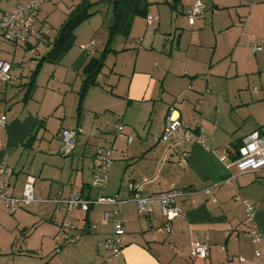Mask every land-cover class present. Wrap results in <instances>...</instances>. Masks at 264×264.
Instances as JSON below:
<instances>
[{
    "label": "crops",
    "instance_id": "1",
    "mask_svg": "<svg viewBox=\"0 0 264 264\" xmlns=\"http://www.w3.org/2000/svg\"><path fill=\"white\" fill-rule=\"evenodd\" d=\"M81 1L42 3L37 26H49L46 41L40 42L47 49L34 58L36 64L29 75L20 70L23 62L8 58L3 51L6 46L0 42V61L11 65L9 81L0 85V119L6 120L0 125V162L14 171V196L22 195L31 176L34 195L40 200L35 207L22 206L15 213L34 209L33 219L48 223L52 238L62 222L83 232L79 240L60 248L51 243L38 258L40 262L32 264H101L105 254L101 238L112 232V224L104 223L102 217L111 206L92 205L86 212L75 209L70 213L60 208L54 215L55 205L49 202L67 199L72 193L84 198L97 196L91 187V172L99 148L112 150L113 161L102 195H118L117 220L125 231L120 255L107 264H264V178L258 171L237 174L231 165L243 138L264 124V0H201L204 14L193 25L187 26L185 20L175 23L171 18L165 28L157 18L155 29L142 35L144 22L133 19L128 38L135 41L142 36L141 49L132 45L134 41L118 45L113 38L108 42L111 14L102 34L97 35L93 26L87 38H82L76 34L77 28L73 46L58 61L60 64H55L56 69L66 71L62 85H72L75 106L69 107L68 113L66 96L53 95L46 109L36 95L37 79L43 65L51 63L41 59L61 24ZM193 1L182 4L183 19ZM23 2L3 1L0 19L4 11ZM252 43L260 45L261 51L248 53ZM15 45L34 54L40 48L34 39ZM106 48L109 51L104 55L97 85L81 94L84 66ZM129 49L136 52L128 72L120 68L119 60ZM109 59L112 63L105 73ZM154 61L158 63L152 69ZM168 116L180 119L183 128L164 143L160 137ZM51 120L60 121L58 135L62 129L77 132L74 150L68 157L61 156L62 162L57 156L58 135L56 151L51 150V144L42 143V131L48 130ZM118 125L123 127L120 134ZM199 131L207 134L205 146L197 141ZM34 164L37 167L33 168ZM172 190L185 193L176 199L182 216L171 221L170 232L165 230L161 208L140 214L131 201L136 191L148 196ZM243 201L254 207L252 223L244 217ZM252 224L262 235L258 244L247 236ZM192 241L208 244L207 258L190 257ZM16 253L13 256L37 259L28 252Z\"/></svg>",
    "mask_w": 264,
    "mask_h": 264
},
{
    "label": "built area",
    "instance_id": "2",
    "mask_svg": "<svg viewBox=\"0 0 264 264\" xmlns=\"http://www.w3.org/2000/svg\"><path fill=\"white\" fill-rule=\"evenodd\" d=\"M5 0H0V4ZM47 0H25V2L17 4L14 9L10 11H4L0 19V41L9 42L12 44H27L30 39H34L36 43L45 42L49 33V26L46 23L37 26V15L40 6ZM204 5L200 0L193 3V6L186 13V19L190 26L194 24L198 16L203 13ZM1 12V10H0ZM149 23L154 19L150 15L146 18ZM261 46L252 43L249 46L250 54H255L261 51ZM11 65L5 61H0V85H5L9 81V72ZM5 117L0 119V125H5ZM183 124L178 118L168 116L165 119L163 131L160 140L164 143L170 141L181 129ZM187 128H190L187 126ZM117 134H120L123 130L121 125L116 126ZM60 147L58 148L59 155L62 157H68L74 150L77 132L68 129H62L59 133ZM207 138V134L203 131H199L197 136L198 143L203 146ZM127 142L131 143V138H127ZM236 157L233 159L231 165L235 167L237 174H243L246 172H261L262 178H264V124L241 141V144L237 147ZM188 154H183V158L186 159ZM95 166L92 168V180L91 187L98 193L97 196L92 198H84L80 193H72L67 199H50L49 202L55 205L54 215L59 214L60 208H63L65 212H72V210L79 209L86 212L92 205H107L111 206L110 210L103 212V222L112 224L111 234L104 235L101 238L100 245L104 249L105 254L102 258L101 264H107L108 260H112L121 253V237L125 233L123 225L117 220V205L121 203L118 195L107 197L102 195V190L105 187L108 171L110 170L113 156L112 150L106 148H99L95 153ZM6 162H0V204H2L10 214L15 213L20 206L35 207L40 201L34 195V178L27 177L26 184L23 187L24 190L20 197L13 195V183H14V171L5 164ZM228 168V167H227ZM234 177V175H233ZM185 192L181 190H172L156 195L143 196L139 192L133 193L131 201H133L140 214H150L154 207L161 208L162 215L164 216L165 230L170 232L171 221L173 219L182 216L180 207L176 204V199L181 197ZM204 193L208 195L209 189H204ZM215 201V199H212ZM245 209V219L247 222H253L254 207L247 201H243ZM77 227L73 224L66 222L60 223L59 231L55 235L57 246L76 242L81 237V232H76ZM247 236L250 238V242L258 244L262 239L261 233L256 229V226L252 224L250 230L247 232ZM190 245V257L205 259L208 255L209 246L206 242L192 241ZM257 256L258 252L255 253ZM243 261V258H240Z\"/></svg>",
    "mask_w": 264,
    "mask_h": 264
},
{
    "label": "rangeland",
    "instance_id": "3",
    "mask_svg": "<svg viewBox=\"0 0 264 264\" xmlns=\"http://www.w3.org/2000/svg\"><path fill=\"white\" fill-rule=\"evenodd\" d=\"M49 1V0H47ZM44 1V2H47ZM53 2H55L54 4H56V0H52ZM90 3H94V2H98L100 0H88ZM151 4L149 5L148 11H147V16L150 15L152 17V19H154L151 23L148 22V20L146 19L147 16H136L134 19H140L144 22V26L142 28L141 35L143 34V31L145 30H151V29H155V27L157 26L158 21L161 23L162 27H167L168 25L171 24V18L175 19V23L181 22L183 20L186 21L185 24H187V26L190 24L188 23L186 16L185 19H183L182 14H183V5L182 4H186L188 3V0H180L178 3H176V7L172 8L169 3H173V0H148ZM197 0H194L193 2H195ZM206 1V0H204ZM203 4V2H202ZM107 4H100L98 5V7L95 8L98 9V15H94L91 18V20L86 19L85 21H82V23L76 28L78 30H76V34H78L80 37L84 38L91 33V30H89V28H96V34H102L103 32L106 31L107 29V25H108V20L110 19V14H111V9L106 6ZM187 13V12H186ZM204 14V12H203ZM109 15V16H108ZM203 16V15H201ZM93 18V19H92ZM89 20V21H88ZM179 20V21H178ZM154 22V23H153ZM36 25H39L38 21L36 23ZM132 25H133V21H132ZM132 25H131V29H132ZM95 28H94V27ZM53 31L55 32V27L52 29V33ZM131 31V30H130ZM129 31V32H130ZM108 32V29H107ZM131 33V32H130ZM130 36V34L127 37H124L122 35H115L114 39L115 41H118V45H125L126 43H131L134 41L131 38H128ZM3 42L6 46V48L4 47L3 51L4 53L7 54L8 58L11 59L12 61L16 62V63H21L22 64V70L24 72V74L29 75V73L32 71V69L35 66V59H38L40 57L41 54H44L46 51V47L44 46V44L39 43V52L38 53H30L25 51L20 45H12L9 42H4V41H0ZM134 44L132 45H137V48L141 49V43H142V36H140L137 40H135L133 42ZM135 49H129L128 53H126V55H122V57H120L121 59L119 60V65L120 68L123 69L124 71H128L131 69V65L134 62V56H135ZM63 59V58H62ZM62 59L60 61H62ZM112 60L109 59L107 66L104 68V72L107 73L108 69L111 66V62ZM15 63V66H16ZM158 63V61H154V63L151 64L152 69L156 67V64ZM56 63H45L43 65V68L38 76L37 79V87H38V91H37V98H40V101L42 99L43 103H44V107L47 109V103L49 102V98H52V96H62L65 95L66 96V103L68 104V107L66 109V111L69 113L68 109L70 107V109H72L71 107H73V105L75 106V98L74 97V93L72 90V85L68 84V86H64L63 84V78L65 77L66 72L63 68L62 69H56L57 65H55ZM60 64V62L58 63V65ZM65 64V63H64ZM62 66V65H61ZM60 66V67H61ZM15 72L17 69V66L15 67ZM56 70V72H55ZM131 71V70H130ZM103 72V74H104ZM205 79V76L201 77V81L203 82ZM66 85V84H65ZM103 85V84H101ZM253 85H250V87ZM77 87V86H76ZM69 109V110H70ZM60 121H54L51 120L49 121L48 130L42 131L43 135H45L44 140L42 141V143H45V145L49 146L51 144V150L56 151V135H58V129L60 128ZM68 123V121H67ZM67 125V124H66ZM136 128V126H135ZM138 128V127H137ZM136 128V129H137ZM60 133V132H59ZM41 137V135H40ZM41 142V141H40ZM59 157V161L62 162L64 159L60 156L57 155ZM32 158V157H31ZM30 160L27 162L28 165L27 167L30 165ZM66 160V158H65ZM67 160H71V158H67ZM37 167V165L34 164L33 168ZM57 167V166H56ZM55 171L57 172V168H55ZM39 180V178H37ZM36 188V187H35ZM36 196V195H35ZM3 208H0V264H19L20 262H22L24 264V262H27V264H32V263H36V262H40V256L45 255L42 252L46 249H49V245L51 243H54L55 245L57 244V241L55 240V236L52 238V236L50 237V228L51 226L48 225V223H43V222H36L33 219V215H34V209H30V208H25L26 212H22V214L15 213L13 215L8 213V210L4 208V206L2 204H0ZM22 207V206H20ZM24 207V206H23ZM53 217V215H52ZM25 228V229H24ZM52 239H50V238ZM42 243V244H41ZM42 246V248H41ZM41 248L36 250L37 248ZM23 252L26 253L28 252L31 257H36L35 258H30L28 256H23V257H17V256H13V254H17L16 252ZM12 252V253H11ZM15 257V258H14ZM12 258H14L15 260L12 261ZM21 260V261H18Z\"/></svg>",
    "mask_w": 264,
    "mask_h": 264
},
{
    "label": "trees",
    "instance_id": "4",
    "mask_svg": "<svg viewBox=\"0 0 264 264\" xmlns=\"http://www.w3.org/2000/svg\"><path fill=\"white\" fill-rule=\"evenodd\" d=\"M179 1L180 0H173V3L171 2L169 5L172 8H175L177 6L176 3ZM104 3L111 9V20L107 32L109 33L108 42L112 41L115 35L127 37L130 33L129 31L131 30L133 19L138 15L147 16V11L149 5L151 4L148 0H100L94 3H90L88 0L81 1L79 4L74 6L67 18L61 24L53 44L50 45L48 52L42 57L41 62L46 61L50 63H58L62 56L73 46L76 28L82 23V21L96 15L99 11L98 9L95 10V8ZM201 15H203V13ZM108 51L109 48H106L101 56L91 58L84 66L82 71L83 79L81 84V94L87 91L89 87L97 85V77L105 62L104 55ZM34 73H36V71ZM31 84L32 86L34 85L33 83ZM235 157L236 154L234 155V158Z\"/></svg>",
    "mask_w": 264,
    "mask_h": 264
}]
</instances>
